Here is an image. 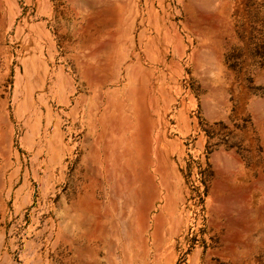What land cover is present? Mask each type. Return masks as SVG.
Instances as JSON below:
<instances>
[{
  "label": "rangeland",
  "instance_id": "obj_1",
  "mask_svg": "<svg viewBox=\"0 0 264 264\" xmlns=\"http://www.w3.org/2000/svg\"><path fill=\"white\" fill-rule=\"evenodd\" d=\"M0 264H264V0H0Z\"/></svg>",
  "mask_w": 264,
  "mask_h": 264
}]
</instances>
